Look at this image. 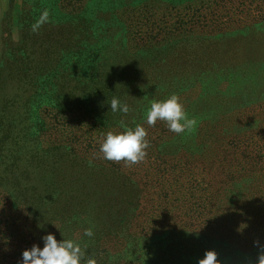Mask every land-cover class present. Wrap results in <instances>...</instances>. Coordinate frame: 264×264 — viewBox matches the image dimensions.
I'll return each instance as SVG.
<instances>
[{"label": "trees", "instance_id": "1", "mask_svg": "<svg viewBox=\"0 0 264 264\" xmlns=\"http://www.w3.org/2000/svg\"><path fill=\"white\" fill-rule=\"evenodd\" d=\"M35 2L0 65V264L49 232L80 244V264H197L208 249L257 264L264 0ZM171 94L190 131L145 123ZM136 125L144 159H104V134Z\"/></svg>", "mask_w": 264, "mask_h": 264}, {"label": "clouds", "instance_id": "2", "mask_svg": "<svg viewBox=\"0 0 264 264\" xmlns=\"http://www.w3.org/2000/svg\"><path fill=\"white\" fill-rule=\"evenodd\" d=\"M46 13L42 20L46 18ZM109 107L113 112L127 113L129 107L118 98H112ZM157 120L165 121L171 132L180 134L186 130L190 131L194 125V120L187 116L179 97L171 94L162 100L153 101L147 112L145 123L152 126ZM147 131L142 125L135 127H124L122 131H108L100 144L99 151L103 153V158L109 161H121L135 164L143 160L148 147L146 139ZM85 236H91L92 230L88 228L84 232ZM42 246L33 244L21 253L20 264H80L83 252L78 242L72 239L57 240L49 232L41 237ZM197 264H221L217 259L215 250L208 249L203 256L198 259ZM257 264H264V255H260Z\"/></svg>", "mask_w": 264, "mask_h": 264}, {"label": "rangeland", "instance_id": "3", "mask_svg": "<svg viewBox=\"0 0 264 264\" xmlns=\"http://www.w3.org/2000/svg\"><path fill=\"white\" fill-rule=\"evenodd\" d=\"M37 5L35 0H0V65L12 55L6 47L11 48L25 36V30H20V23L27 24L37 17Z\"/></svg>", "mask_w": 264, "mask_h": 264}]
</instances>
